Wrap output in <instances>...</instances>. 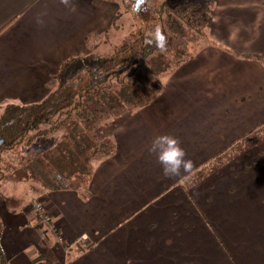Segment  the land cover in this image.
<instances>
[{"label": "crops", "instance_id": "obj_1", "mask_svg": "<svg viewBox=\"0 0 264 264\" xmlns=\"http://www.w3.org/2000/svg\"><path fill=\"white\" fill-rule=\"evenodd\" d=\"M105 7L0 0V108L41 102L63 63L99 48ZM208 40L114 132L85 191L34 198L62 244L41 239L33 199L8 211L0 194L9 264H264V0H216ZM157 135L179 140L188 174L163 176Z\"/></svg>", "mask_w": 264, "mask_h": 264}, {"label": "trees", "instance_id": "obj_2", "mask_svg": "<svg viewBox=\"0 0 264 264\" xmlns=\"http://www.w3.org/2000/svg\"><path fill=\"white\" fill-rule=\"evenodd\" d=\"M132 12L136 17L143 13L137 7ZM203 18L200 8L188 2L169 9L161 5L152 10L145 28L126 37L113 51L63 63L41 102L4 106L0 184L20 183L29 189L30 184H39L41 189H35L43 193L85 191L96 165L114 154V132L150 106L164 91L163 79L191 60L199 43L191 40L190 33L206 25L210 28L207 21L202 27ZM156 28L166 37L163 51L147 43ZM46 139L52 141L37 147ZM1 237L0 222V264H9Z\"/></svg>", "mask_w": 264, "mask_h": 264}, {"label": "rangeland", "instance_id": "obj_3", "mask_svg": "<svg viewBox=\"0 0 264 264\" xmlns=\"http://www.w3.org/2000/svg\"><path fill=\"white\" fill-rule=\"evenodd\" d=\"M103 6L106 8L105 15L103 18L106 19V26L102 31V45L99 46V48H95V50L92 52L93 54H103L113 51V49L117 48L121 41H123L126 37L129 35H132L136 33L140 28H145L147 26V18L151 14L153 9L159 8L161 5H165L169 8L173 7L174 5L180 4V3H189L192 5H197L201 12L203 13L204 18L201 21L202 27L207 24L210 25V20H212L213 15V9L214 5L216 3V0H139V5H137L138 0H127L125 3H122L121 0H101ZM172 5V6H171ZM141 6V8H140ZM134 7H137L138 9H142L143 13L142 15H139L136 17L134 12L132 10ZM167 10V8H165ZM117 16H120L117 20ZM102 18V23L104 22ZM104 26V25H103ZM210 27V26H209ZM197 33H201L197 35ZM196 34H191V40L196 42L198 46L195 49V53L193 54L191 60H193L198 54H200L205 48L209 47V41H208V28L207 25L201 28ZM204 35H207L206 37ZM207 38V39H206ZM104 39L107 41L104 43ZM190 60V61H191ZM189 61V62H190ZM189 62L179 66L169 77L166 79H163L164 83V90L167 82L174 76V73L178 71V69L186 66ZM163 93V92H162ZM0 108V112H1ZM143 110V109H142ZM132 118V117H131ZM56 137V136H54ZM52 141V139H46V140H40L37 147H40L42 145L49 144ZM219 159V158H215ZM213 163V164H212ZM212 165L210 167L213 168H219L217 166L218 162L216 161L214 165V161L211 162ZM98 164L96 165V167ZM95 167V169H96ZM94 169V170H95ZM199 172V170H197ZM198 172H196V179L198 180L200 177ZM190 179L192 181L193 175L190 176ZM185 181L188 180V177L184 179ZM189 182V181H187ZM185 182V183H187ZM39 185V184H38ZM37 184H30L31 190H29V185H21L20 183H14V184H0V194L3 196V199L6 198L4 201L8 205L7 210L12 211L14 208L18 206H22V204L26 203L27 201H30L33 199L31 203L28 204V208H30V211L34 214L36 221L39 225L42 226V232H41V239L43 242L48 238L50 239V236L55 232L54 230H51L48 226L43 224L39 219L36 213L34 212V208H32V203L34 202H43V198H40L39 200H35L36 198H39L41 193L43 195V190L35 189L40 188ZM184 185V184H183ZM185 186V185H184ZM23 187L28 188L27 190H23ZM34 187V188H33ZM13 188H15L13 190ZM17 188L21 189L20 191L17 190ZM36 190V191H35ZM12 191V192H11ZM11 192V193H10ZM39 194V195H38ZM43 197V196H42ZM10 198V199H9ZM35 198V199H34ZM43 204V203H42ZM55 229V228H54ZM50 234V235H48ZM55 234V233H54ZM56 243L62 244L59 240H57V236L55 234Z\"/></svg>", "mask_w": 264, "mask_h": 264}, {"label": "clouds", "instance_id": "obj_4", "mask_svg": "<svg viewBox=\"0 0 264 264\" xmlns=\"http://www.w3.org/2000/svg\"><path fill=\"white\" fill-rule=\"evenodd\" d=\"M65 5L69 4V0H61ZM75 11V8H72ZM147 43L155 45L164 50L166 45V37L160 30L156 28L153 34V39ZM149 152L156 156L157 161L162 166V173L165 178H181L188 174L193 163L190 159H186V152L181 147L177 138L171 135H157L151 142Z\"/></svg>", "mask_w": 264, "mask_h": 264}, {"label": "built area", "instance_id": "obj_5", "mask_svg": "<svg viewBox=\"0 0 264 264\" xmlns=\"http://www.w3.org/2000/svg\"><path fill=\"white\" fill-rule=\"evenodd\" d=\"M31 205H32V208H34V212L38 216V219L43 224H45L46 226H48L51 230H54L55 231L54 226H53V222H52V217L46 211V209L44 208L43 204L41 202H38L37 201V202L32 203ZM54 233L56 234V231ZM57 240H59L60 242H62V239L59 236H57Z\"/></svg>", "mask_w": 264, "mask_h": 264}, {"label": "water", "instance_id": "obj_6", "mask_svg": "<svg viewBox=\"0 0 264 264\" xmlns=\"http://www.w3.org/2000/svg\"><path fill=\"white\" fill-rule=\"evenodd\" d=\"M137 5H139V0H138V3H137Z\"/></svg>", "mask_w": 264, "mask_h": 264}]
</instances>
